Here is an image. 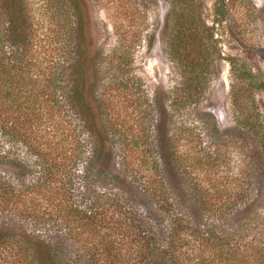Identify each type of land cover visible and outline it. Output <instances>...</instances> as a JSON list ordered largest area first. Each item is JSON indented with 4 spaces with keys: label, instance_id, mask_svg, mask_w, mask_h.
I'll list each match as a JSON object with an SVG mask.
<instances>
[{
    "label": "trees",
    "instance_id": "16d2710c",
    "mask_svg": "<svg viewBox=\"0 0 264 264\" xmlns=\"http://www.w3.org/2000/svg\"><path fill=\"white\" fill-rule=\"evenodd\" d=\"M244 2L214 0L209 24L201 0L168 1L165 36L183 78L171 96L155 98L154 127L120 145L127 135L97 107L91 89L87 71L98 54L89 47L81 12L74 50L64 49L53 61L40 55L28 0H0V129L23 142L40 167L37 179L21 187L0 174V264H264V120L255 101L264 80L230 55L237 124L219 129L214 115L200 107L215 61L224 59L216 25L233 23L239 40L243 34L236 28L247 11L254 17L264 12L252 0ZM57 65L88 138L78 133L73 147L67 141L53 157L49 142L41 148L20 124L31 127L55 105L50 86ZM187 106L196 119L173 121ZM62 135L66 141L72 134ZM195 137L198 148L183 154L180 147ZM230 148L238 158L232 175L213 176L227 165ZM10 152L0 151V159L14 162ZM208 171L209 181L226 178V184L205 185ZM42 191L56 198L55 206L46 201L38 207L35 194ZM13 214L29 218L30 225L17 223Z\"/></svg>",
    "mask_w": 264,
    "mask_h": 264
},
{
    "label": "rangeland",
    "instance_id": "374dc122",
    "mask_svg": "<svg viewBox=\"0 0 264 264\" xmlns=\"http://www.w3.org/2000/svg\"><path fill=\"white\" fill-rule=\"evenodd\" d=\"M168 1L28 0L31 15L36 21V40L41 48L40 55H47L53 61L57 57L61 58L66 51L64 49L74 50L72 48H74L76 33L73 27L79 19L78 12H81L89 47L98 54L96 61L88 66L91 89L97 107L107 115V119L111 118L118 122L120 131L127 135L126 140L120 138L121 140L118 141L120 145L127 143L130 135L148 133L147 130L154 127L157 116V112L154 111L155 98L171 96L174 87L183 78L184 70L175 59L173 48L165 36L164 24L169 8ZM237 1L241 4L245 3L244 0ZM201 2L202 16L207 23L211 24L214 0H201ZM252 2L256 7L264 10V0H252ZM231 25L233 23H222L216 25L214 29L218 47L224 59L218 58L215 61L213 76L200 104L201 108H205L214 115L219 129H231L237 124V113L230 99L232 76L227 57L231 55L240 58L242 62L254 69L253 73L257 78L261 77L264 80V12H259L258 16L254 17L250 9L247 11V16L240 22L241 28H236L243 34V36L240 34L239 40H235L234 27L231 28ZM56 76L58 78L54 79L50 86L56 99L53 108L48 113L43 111L44 118L35 120L31 127H28L29 124L26 127L20 124L21 131L27 128V131L31 132V138L34 137L42 143L41 148L50 144L48 153L53 157L62 151L67 141L68 146L73 147L75 135L78 133L84 139L88 138L81 109L69 98L67 89L63 86L64 75L60 73L58 65ZM255 101L264 120L263 91L255 94ZM52 104L54 103L49 101V105ZM168 108L172 112L171 106L168 105ZM180 111V114L175 113L173 121L181 119L188 125L196 119V114L189 109V106ZM68 130L72 135L64 141L62 132L66 133ZM183 137L189 140L188 133L183 134ZM202 137L201 141H206L207 135L204 134ZM199 142L200 139L195 137L194 141L185 142L180 150L186 155L189 150L198 148ZM9 150L14 162L0 159V174L16 187L37 179L40 175V167L34 165V158L27 146L0 129V151L4 155H9L6 154ZM229 151L230 160L227 161V165L223 163L217 167L213 176L232 175L230 171L235 170L238 158L235 150L232 151L230 148ZM83 164L84 158L79 163V169L83 168ZM198 169L199 166L196 170ZM208 174L209 171L203 177L205 185L220 187L226 184V178L221 183L220 178L219 181H209ZM108 190L112 191V188ZM35 195L40 203L38 207L43 206L46 201L55 206L56 198L51 197L50 200L48 198L50 195L46 191ZM86 199L88 201L90 197L82 201L86 202ZM18 205L24 207L26 203L20 202ZM13 217L17 223L30 225L29 218H25L22 214H13Z\"/></svg>",
    "mask_w": 264,
    "mask_h": 264
}]
</instances>
